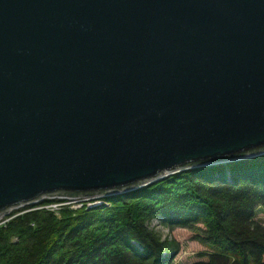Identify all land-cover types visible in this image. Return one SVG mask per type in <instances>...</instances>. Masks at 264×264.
<instances>
[{"label":"water","instance_id":"95a60500","mask_svg":"<svg viewBox=\"0 0 264 264\" xmlns=\"http://www.w3.org/2000/svg\"><path fill=\"white\" fill-rule=\"evenodd\" d=\"M264 154V0H0V219Z\"/></svg>","mask_w":264,"mask_h":264},{"label":"trees","instance_id":"16d2710c","mask_svg":"<svg viewBox=\"0 0 264 264\" xmlns=\"http://www.w3.org/2000/svg\"><path fill=\"white\" fill-rule=\"evenodd\" d=\"M99 206L26 205L0 224V264H178L149 223L194 230L218 252L193 264H264V154L173 173ZM105 201V202H104Z\"/></svg>","mask_w":264,"mask_h":264},{"label":"rangeland","instance_id":"374dc122","mask_svg":"<svg viewBox=\"0 0 264 264\" xmlns=\"http://www.w3.org/2000/svg\"><path fill=\"white\" fill-rule=\"evenodd\" d=\"M101 201H103V199H96V202L102 203ZM74 205H77V203H74ZM20 208L12 210L8 214L4 215L2 219H6L10 213L17 211ZM255 218L264 225L263 207L256 209ZM149 228L154 231H158L162 235V238L175 239L180 243L181 249L175 256V261L178 264L208 262L209 254L218 252V247L212 246L208 242L204 241L194 230L184 228H175L173 230H169L160 224L159 219L152 220L149 223Z\"/></svg>","mask_w":264,"mask_h":264},{"label":"built area","instance_id":"2783aa9c","mask_svg":"<svg viewBox=\"0 0 264 264\" xmlns=\"http://www.w3.org/2000/svg\"><path fill=\"white\" fill-rule=\"evenodd\" d=\"M102 198L103 197H100V196L89 197V198H73V199L72 198H65V197H50V198L46 197V198H44V199H42V200H40L34 204H38V203L43 202L45 200L57 199L50 204L44 205V207L47 209L56 210L59 208V206L68 205V204H72L74 207H80V206H82L81 203L85 202L88 204L89 208H92V207L101 205L102 203L96 202V199H102ZM101 202H103V201H101ZM74 203H77V205H74ZM5 221H6V219L1 218L0 224L4 223Z\"/></svg>","mask_w":264,"mask_h":264}]
</instances>
